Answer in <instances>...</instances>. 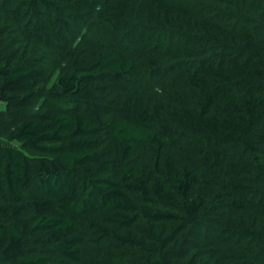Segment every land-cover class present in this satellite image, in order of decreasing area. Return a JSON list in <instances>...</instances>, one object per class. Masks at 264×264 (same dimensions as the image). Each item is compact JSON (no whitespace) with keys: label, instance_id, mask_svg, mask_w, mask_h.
<instances>
[{"label":"trees","instance_id":"obj_1","mask_svg":"<svg viewBox=\"0 0 264 264\" xmlns=\"http://www.w3.org/2000/svg\"><path fill=\"white\" fill-rule=\"evenodd\" d=\"M0 139V264H264V0H0Z\"/></svg>","mask_w":264,"mask_h":264},{"label":"rangeland","instance_id":"obj_2","mask_svg":"<svg viewBox=\"0 0 264 264\" xmlns=\"http://www.w3.org/2000/svg\"><path fill=\"white\" fill-rule=\"evenodd\" d=\"M52 79H49L48 83L45 85L47 88H52ZM0 143H2L3 145H10L9 142H7L4 139H0Z\"/></svg>","mask_w":264,"mask_h":264}]
</instances>
